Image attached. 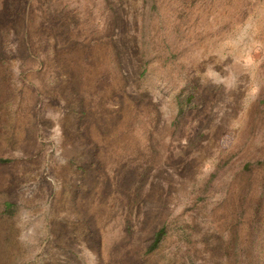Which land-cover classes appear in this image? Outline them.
I'll list each match as a JSON object with an SVG mask.
<instances>
[{
  "label": "rangeland",
  "instance_id": "1",
  "mask_svg": "<svg viewBox=\"0 0 264 264\" xmlns=\"http://www.w3.org/2000/svg\"><path fill=\"white\" fill-rule=\"evenodd\" d=\"M0 264H264V0H0Z\"/></svg>",
  "mask_w": 264,
  "mask_h": 264
},
{
  "label": "trees",
  "instance_id": "2",
  "mask_svg": "<svg viewBox=\"0 0 264 264\" xmlns=\"http://www.w3.org/2000/svg\"><path fill=\"white\" fill-rule=\"evenodd\" d=\"M163 235H164V230L163 229H161L159 232H157V234H156V236L154 238V242H153V244L151 246V249H153L154 247H156L159 244V242L161 241Z\"/></svg>",
  "mask_w": 264,
  "mask_h": 264
}]
</instances>
